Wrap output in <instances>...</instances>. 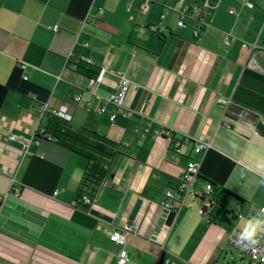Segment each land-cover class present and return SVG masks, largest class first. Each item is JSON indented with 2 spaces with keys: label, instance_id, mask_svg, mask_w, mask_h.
<instances>
[{
  "label": "crops",
  "instance_id": "0c3cea01",
  "mask_svg": "<svg viewBox=\"0 0 264 264\" xmlns=\"http://www.w3.org/2000/svg\"><path fill=\"white\" fill-rule=\"evenodd\" d=\"M242 1L0 0V264H250L228 232L264 211V0H250L252 9ZM194 3L208 7L177 26L180 9ZM73 58L88 59L81 65L95 75L106 66L127 76L130 118L97 113L117 77L106 73L91 97ZM75 94L91 103L88 110L72 104ZM44 104L67 118L37 116ZM154 128L170 130L180 152L153 137ZM45 129L89 131L117 146L106 144V155L92 151L87 161L33 140ZM195 141L210 144L197 155L199 177L167 209L163 192L178 183ZM89 164L105 168L93 191L82 186ZM12 180L18 194L9 191ZM85 196L94 202L85 205ZM115 229L127 233V262L109 240Z\"/></svg>",
  "mask_w": 264,
  "mask_h": 264
},
{
  "label": "built area",
  "instance_id": "2783aa9c",
  "mask_svg": "<svg viewBox=\"0 0 264 264\" xmlns=\"http://www.w3.org/2000/svg\"><path fill=\"white\" fill-rule=\"evenodd\" d=\"M180 2H184L185 0H179ZM242 6L252 9L255 6V3L250 1V0H243L241 3ZM204 7H208L207 3L199 4V3H194L192 5H184L180 11L179 15L180 18L177 22L178 26H183V19L184 17H192L193 15H197L201 13V10ZM148 10V6L145 5L142 9L143 13H146ZM104 13V10L99 8L97 11V16L101 17ZM228 13L230 15L235 16L237 14V11L235 8H230L228 10ZM165 15H161L160 19L164 18ZM204 26H207V23H203ZM52 31H56L57 27L53 26L50 27ZM148 30L152 32H158L162 30L161 28H158L157 26H150L148 27ZM193 37L197 39L199 37V32L197 30L193 31ZM232 37L231 32H227L223 34L222 41L225 46H228L230 44V39ZM242 47L254 51L256 46L254 44H248L243 42ZM87 63H91L89 60H86ZM250 61V65H252ZM253 66V65H252ZM20 68L24 69L25 64L20 63ZM108 72H112L117 77V90L116 92L110 94L108 97L103 98L100 106L97 108V113L98 114H105L108 113L109 119L113 121L116 119L117 116H121L123 118H130L132 116L131 112H129L125 108V100L127 97V94L130 89V82L127 76L122 73V72H117V71H109L108 67L106 66H101L97 72V74L89 78L86 81V89L89 91L91 94V97H95L96 94L95 92H91V88L93 86L98 87L101 85L104 81L105 74ZM58 80H60V76L57 77ZM72 104L79 106L82 109L88 110L91 106V103L83 100L82 96L80 94H75L72 97ZM217 103L224 107L227 103L228 100L225 98H220L217 100ZM46 112L51 113L55 117H60L62 119L67 118V114L60 112L56 109H49L46 104L41 105L37 110H36V115L37 116H43ZM147 126H150V123H147ZM42 132V130H39ZM153 137L155 136H164L166 139L169 140L170 147L173 151L176 153H179V147H180V142L178 140L173 139L172 133L170 130L166 128H154L153 130ZM47 139H49V136H46ZM210 148L209 143H204L202 141H195L193 143V153L194 156L190 157L187 159L186 164L183 168L182 174L180 176V179L176 185L168 186L165 191L163 192V200L161 204L167 208L170 209L172 208V204L174 202L181 203L184 201L185 197L191 193V185L193 182L199 177V170H200V162L197 159V155L202 153L203 151H206L207 149ZM205 189L207 191H210L211 185L208 183L205 185ZM11 191L14 193H18V189L15 187L14 180L11 182ZM59 190L53 191L52 195L55 196L57 195ZM4 197L0 196V201L3 200ZM82 202L85 205L92 204L94 202V199L92 197L85 196L82 198ZM198 214L204 217L208 216V212L205 210L200 209L198 211ZM261 214L264 215V211H261ZM236 217H241L240 214H237ZM240 233L237 229L232 228L228 232V242L230 245L237 250H239L242 254L246 255L250 261V264H264V239L259 240V242L255 245H251L248 248H244L242 246V243H238V238L240 236ZM126 231L122 229H115L112 231V233L109 236V240L116 245L120 247V251L118 253V259L119 262H127L128 261V256L127 252L125 250V245H126Z\"/></svg>",
  "mask_w": 264,
  "mask_h": 264
},
{
  "label": "trees",
  "instance_id": "16d2710c",
  "mask_svg": "<svg viewBox=\"0 0 264 264\" xmlns=\"http://www.w3.org/2000/svg\"><path fill=\"white\" fill-rule=\"evenodd\" d=\"M70 64L72 66H74L75 71L78 72V76L83 77L84 79L87 78H91L92 76H94V71L91 69H86L84 67V65L82 66L81 63H85L87 64L84 59H79V58H73V60L69 61ZM80 64V65H79ZM88 65V64H87ZM50 115V114H49ZM54 119H56L55 117H52ZM58 119V118H57ZM67 124V123H65ZM64 124V125H65ZM132 130H136L138 127L133 124L131 126ZM58 132H55L53 129H51V131L49 129H45L39 131V132H35L34 136H33V140H49V141H53L56 144L68 149L69 151L85 158L87 161H91L92 159V151H96L99 153H104V155H106L105 148H106V144H109L111 146L114 147L115 143H112L100 136H98L97 134L93 133V132H89V131H84L86 133L87 136H85L84 134L81 133H77L74 131H71L70 129H59L57 130ZM49 136V139L46 138V136ZM164 137V136H162ZM93 138L96 141L94 143H91L90 141H88V139ZM105 140V143L103 141H98V140ZM117 146V144L115 145ZM89 151V152H88ZM88 152V153H86ZM91 153V154H90ZM115 153V150L112 151V155ZM105 174V168L101 167L99 164H89L87 166V169L85 171V174L83 176V180H82V186L83 188H88L90 191L94 190V187L101 181V179L103 178ZM220 196H226L230 199H233L237 205H241L243 204V201L238 198L236 195H233L232 193L221 189L220 190ZM91 197V196H89ZM210 206V205H209ZM215 209H217V211L220 212L221 207L217 206L215 207Z\"/></svg>",
  "mask_w": 264,
  "mask_h": 264
},
{
  "label": "clouds",
  "instance_id": "9594fccd",
  "mask_svg": "<svg viewBox=\"0 0 264 264\" xmlns=\"http://www.w3.org/2000/svg\"><path fill=\"white\" fill-rule=\"evenodd\" d=\"M264 239V215L257 213L255 217L248 218L238 238L244 248L255 245Z\"/></svg>",
  "mask_w": 264,
  "mask_h": 264
},
{
  "label": "bare ground",
  "instance_id": "6f19581e",
  "mask_svg": "<svg viewBox=\"0 0 264 264\" xmlns=\"http://www.w3.org/2000/svg\"><path fill=\"white\" fill-rule=\"evenodd\" d=\"M179 1V0H178ZM180 2V1H179ZM185 2V1H184ZM181 3H183V2H181ZM148 6V5H147ZM100 7H98L97 8V11H98V9H99ZM102 9V8H101ZM104 10V9H103ZM104 14V13H103ZM164 15V14H163ZM103 16V15H102ZM101 16V17H102ZM98 18H100V17H98ZM161 20V19H160ZM178 22V21H177ZM184 23V22H183ZM178 26V25H177ZM184 26V25H183ZM148 27H150V26H148ZM179 27H182V26H179ZM148 29V28H147ZM150 31V30H149ZM198 31V30H197ZM152 32V31H151ZM199 32V31H198ZM153 33H155V32H153ZM86 60H88V59H84V61L86 62ZM87 63V62H86ZM88 64H92V63H88ZM100 68V67H99ZM99 68H98V70H99ZM98 72V71H97ZM97 74V73H96ZM94 77V76H93ZM92 78V77H91ZM89 79V78H88ZM87 90V89H86ZM91 91V90H90ZM116 92V91H115ZM47 105V104H46ZM48 106V105H47ZM49 108V107H48ZM49 109H51V108H49ZM51 114V113H50ZM132 114V113H131ZM52 115V114H51ZM53 116V115H52ZM55 117V116H54ZM56 118H60V117H56ZM62 119V118H61ZM150 126H151V124H150ZM149 126V127H150ZM146 127L147 128H149L147 125H146ZM10 189H11V187H10ZM18 189V188H17ZM9 191H11V190H9ZM18 193H19V190H18ZM18 193H16V194H18ZM3 197V196H2ZM4 199V198H3ZM200 210V209H199ZM198 210V211H199ZM202 210H205V211H207V209H205V208H202ZM208 212V215H209V210L207 211ZM208 217V216H207Z\"/></svg>",
  "mask_w": 264,
  "mask_h": 264
}]
</instances>
